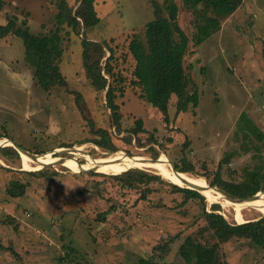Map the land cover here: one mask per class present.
I'll return each mask as SVG.
<instances>
[{
    "label": "rangeland",
    "instance_id": "rangeland-1",
    "mask_svg": "<svg viewBox=\"0 0 264 264\" xmlns=\"http://www.w3.org/2000/svg\"><path fill=\"white\" fill-rule=\"evenodd\" d=\"M62 1L0 0V24L15 19L17 26L28 27L34 35H50L58 27ZM175 1L179 25L190 40L184 64L201 94L197 109L178 114V98L172 96L166 121L141 97L142 88L133 84L136 61L130 44L136 37L145 40L146 26L154 19L151 1L96 0L98 25L86 28L79 18L78 31L64 24L60 33L63 54L58 63L67 86L44 91L26 60L23 40L15 34L0 39V139L42 156L63 146L84 147L93 158L120 151L150 159L165 155L170 168L191 166L193 171L186 174L208 185L218 171L224 181L234 184L243 180L246 169L264 173V141L251 132L245 136L247 119L264 133V0H244L199 46L194 37L201 10ZM64 2L76 16L80 1ZM85 39L103 44L104 61L113 51L114 72L123 78L124 94L118 92L116 98L124 115L121 131L112 125L106 90L96 91L84 71ZM138 119H143L144 131L135 134ZM92 125L111 131L117 151L90 141L95 137ZM4 147L0 148V264H137L142 257L156 255L154 248L164 243H169L170 251L164 259L157 258L161 264H187L180 250L188 237L204 245L216 242L209 231L198 235L206 224L199 218L201 205L190 201L180 206L184 195L173 192L168 183L174 182L155 168L138 167L168 182L153 184L157 188L144 201L141 189L123 188L109 176L117 173L77 170L62 163L25 170L21 154L3 156ZM57 158L85 165L78 153L67 151ZM42 169L44 177L24 173ZM13 180L29 182L24 196L8 194ZM213 204L221 206L220 213L229 222L241 224L235 209L207 199L208 208ZM242 213L246 222L264 216L250 206ZM219 252L226 264H264V247L249 239L221 243Z\"/></svg>",
    "mask_w": 264,
    "mask_h": 264
},
{
    "label": "trees",
    "instance_id": "trees-1",
    "mask_svg": "<svg viewBox=\"0 0 264 264\" xmlns=\"http://www.w3.org/2000/svg\"><path fill=\"white\" fill-rule=\"evenodd\" d=\"M76 16L73 10L64 2H61L60 11L56 16L58 27L50 35L37 36L30 32L28 27L17 26L15 19L7 24H0V39L10 34H15L23 40L25 46L26 60L34 68V75L38 85L46 92L56 87L67 86L66 79L61 72L58 60L62 57L61 31L63 25L67 24L73 30L78 31L81 19L86 28L96 26L100 23L95 3L96 0H79ZM154 7V19L146 26L145 40L134 38L130 44V51L136 61L134 70L135 80L133 84L140 86L143 90L141 97L146 99L154 108H157L166 121H169V102L172 96L178 98L176 105L177 113H185L197 109L201 94L195 84L192 75L185 68L184 58L189 51V37L179 25V7L175 0H164L160 5L156 0H150ZM184 5L191 10H201L200 21L197 23V33L194 37L195 45H201L205 40L217 33L221 28L223 18L233 15L243 4L244 0H183ZM80 18V19H79ZM84 47L83 68L88 77L90 85L98 92L106 90L108 106L112 112V125L121 131L124 115L120 106L116 103L117 93L124 94L122 87L123 78L114 72L113 51L104 61L107 51L102 43L92 40H83ZM81 105V99L78 98ZM244 115V114H243ZM243 118H246L244 116ZM248 137L251 132L254 136L264 141V133L250 120H245ZM133 129L135 134L144 131L143 119L136 121ZM92 133L95 137L90 140L97 146L108 151H117L113 142L111 131L104 128H96L92 125ZM131 142V137L127 140ZM64 147V146H63ZM3 156L15 158L20 153L13 147L7 146L1 149ZM179 172L188 173L193 171L191 166L180 168L175 165ZM24 172V171H23ZM26 175L33 177H44L45 169L38 171H25ZM112 176L123 188L141 189L140 199L148 200L153 194V184L168 182L161 175L150 173L138 167L128 168L127 171L109 175ZM173 192H181L184 201L180 206H186L190 201L199 203L201 215L199 218L205 220V226L198 232L203 236L205 231L211 232L216 242L213 245L196 243L195 239L188 237L182 245L180 253L187 264H226L219 252L220 244L226 243L234 238L249 239L250 242L259 247H264V216L257 220L246 223H231L220 213V205L207 206V198L199 191L182 187L169 182ZM239 198L254 196L256 193L264 192V173L259 168L246 169L245 176L240 183H228L217 173L215 181L210 184ZM29 182L13 180L8 188V194L12 198L25 195ZM184 213L187 211L184 209ZM74 252L72 247L64 245ZM156 255L149 258L142 257L137 264H161L157 258L164 259L170 251L169 243L159 244L154 248ZM69 256V255H68ZM70 258V257H69Z\"/></svg>",
    "mask_w": 264,
    "mask_h": 264
},
{
    "label": "bare ground",
    "instance_id": "bare-ground-1",
    "mask_svg": "<svg viewBox=\"0 0 264 264\" xmlns=\"http://www.w3.org/2000/svg\"><path fill=\"white\" fill-rule=\"evenodd\" d=\"M5 144L11 145L8 140L0 139V147ZM84 149V147H75L73 150L67 149V151L78 153V155L81 156L83 160H85V165L75 164L72 161H66L60 158H54L52 157L51 152H48L45 156L38 155L36 157H30L23 153L21 155L23 167L25 170H36L42 168L47 164L62 163L67 164L68 166H71L77 170L85 167L98 172L117 174H121L124 171H127V168L129 167H150L157 169L159 173L169 178L174 183H178L180 185H185V181L193 183L197 186V188L203 191L208 200L215 201L217 199V201L222 202V205L224 207H232L236 211L235 218L238 223L246 222L242 210L248 206L255 208L257 211L261 212L264 215V192L260 191L256 193L250 198V200H241L234 195L220 188H217V186L214 189L211 188L204 179L191 178L186 173L174 171L173 168H170L171 163L165 155H162L156 163H144L142 160H144L146 157H129L121 151L106 158H93L86 152H84ZM59 150L61 151L62 149Z\"/></svg>",
    "mask_w": 264,
    "mask_h": 264
},
{
    "label": "water",
    "instance_id": "water-1",
    "mask_svg": "<svg viewBox=\"0 0 264 264\" xmlns=\"http://www.w3.org/2000/svg\"><path fill=\"white\" fill-rule=\"evenodd\" d=\"M10 143H11V145H2L1 147H4V146H13L21 155L24 153V154H26V155H28V156H32V157H36V156H38V154H34V153H31V152H29L27 149H25L24 147H22V146H20V145H18V144H16L14 141H9ZM0 147V148H1ZM59 149H62L61 151L59 150ZM67 149H74V148H69V147H61V148H58V149H55L54 151H52L51 152V154H52V157H54V158H57L58 157V154H60V153H64V152H67ZM57 155V156H56ZM160 158V157H159ZM159 158H157V159H150V158H145L144 160H142L144 163H146V162H148V163H156V162H158V160H159ZM80 164V163H79ZM48 165H50V164H47L46 166H48ZM174 171H176L177 172V170H176V168L174 167ZM125 172V171H124ZM183 181H185V180H183ZM184 183H186L185 185H186V187L187 188H190V189H193V190H197V191H199L204 197H206L207 198V196L203 193V191L202 190H200L199 188H197V186L196 185H194L193 183H189V182H187V181H185ZM177 185H180V184H178V183H176ZM182 185V184H181ZM180 185V186H181ZM190 186V187H189ZM211 188H213L212 186H210ZM214 189V188H213ZM236 197V196H235ZM252 197V196H251ZM251 197H247V198H239V197H237V198H239V199H241V200H250V198ZM208 199V198H207Z\"/></svg>",
    "mask_w": 264,
    "mask_h": 264
}]
</instances>
